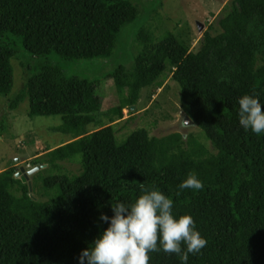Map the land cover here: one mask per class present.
Here are the masks:
<instances>
[{
	"label": "trees",
	"instance_id": "trees-1",
	"mask_svg": "<svg viewBox=\"0 0 264 264\" xmlns=\"http://www.w3.org/2000/svg\"><path fill=\"white\" fill-rule=\"evenodd\" d=\"M138 18L133 0H0V95L14 87L12 60L21 41L44 60L12 110L30 100L31 116L61 115L57 129L78 138L48 152L42 163L54 171L42 178L40 195H31L16 167L0 173V264H78L81 251L108 227L101 213L112 216V204L133 203L142 188L161 190L174 200L177 216L195 219L207 245L188 264H264V135L245 132L238 118L239 97L257 95L264 104V0H234L222 31L207 32L198 51L171 33L154 42L141 28L133 67L120 65L101 81L68 76L48 61L52 54L65 61L112 57L123 30ZM168 65L183 111L217 153L197 141L185 149L179 133L159 138L141 128L119 143L112 125L89 131L101 113L123 116ZM109 79L128 95L108 110ZM64 160L79 161L82 171L63 173ZM189 174L203 181V190L179 189ZM150 264L180 261L154 252Z\"/></svg>",
	"mask_w": 264,
	"mask_h": 264
},
{
	"label": "rangeland",
	"instance_id": "rangeland-1",
	"mask_svg": "<svg viewBox=\"0 0 264 264\" xmlns=\"http://www.w3.org/2000/svg\"><path fill=\"white\" fill-rule=\"evenodd\" d=\"M233 1L133 0L139 18L123 30L112 57L65 61L58 54H52L48 61L60 65L68 76L104 80L120 65L133 67L142 49L138 38L141 28L152 35L154 42L171 33L185 42L191 51H198L207 32L217 35L222 31L220 21L231 11ZM39 59L44 60L28 53L19 41L16 57L12 60L14 87L10 94L0 95V173L12 167L17 168V173L21 167H25L27 172L39 168L31 175L32 181L35 175L38 179V182L33 181V194L36 196L40 195L37 191L42 178L54 171L48 163H42L48 152L78 139L57 129L63 124L61 115L31 116L30 100L23 102L16 110L11 108L12 101L27 84ZM106 82L108 101L105 108L109 110L114 100L120 104L119 98L126 99L128 93L120 95L113 79ZM123 112V116L113 111L101 113L100 121L91 125L89 131L92 133L112 125L119 143L141 128H146L151 136L159 138L179 133L185 149H191L197 141L206 146L209 154L217 153L205 132L195 122L188 121V115L181 105V87L173 78L171 65L157 82L143 89L136 105L125 107ZM59 163L63 173L78 174L82 171L79 161L64 160ZM17 173L16 177L21 178Z\"/></svg>",
	"mask_w": 264,
	"mask_h": 264
},
{
	"label": "clouds",
	"instance_id": "clouds-1",
	"mask_svg": "<svg viewBox=\"0 0 264 264\" xmlns=\"http://www.w3.org/2000/svg\"><path fill=\"white\" fill-rule=\"evenodd\" d=\"M239 125L245 132L264 135V104L257 95L238 98ZM179 189L201 191L203 181L189 174ZM133 203L112 204L113 215L101 213L108 224L89 247L83 249L78 264H150V253L175 254L180 264L201 253L207 239L200 233L190 214L177 216L174 200L158 189L142 188Z\"/></svg>",
	"mask_w": 264,
	"mask_h": 264
},
{
	"label": "water",
	"instance_id": "water-1",
	"mask_svg": "<svg viewBox=\"0 0 264 264\" xmlns=\"http://www.w3.org/2000/svg\"><path fill=\"white\" fill-rule=\"evenodd\" d=\"M188 121L191 122V123H194V121L188 116ZM39 168H36V169H33V170H30L29 172L26 171V168L25 167H21V171L17 173V176H21L22 180L24 182H29V185H30V191H31V195L34 197L33 195V184H32V181L30 179V175H32L34 172H36ZM24 173V174H23Z\"/></svg>",
	"mask_w": 264,
	"mask_h": 264
}]
</instances>
